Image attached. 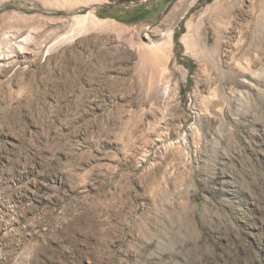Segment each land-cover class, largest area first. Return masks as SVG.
Listing matches in <instances>:
<instances>
[{
	"label": "rangeland",
	"instance_id": "374dc122",
	"mask_svg": "<svg viewBox=\"0 0 264 264\" xmlns=\"http://www.w3.org/2000/svg\"><path fill=\"white\" fill-rule=\"evenodd\" d=\"M0 264H264V0H0Z\"/></svg>",
	"mask_w": 264,
	"mask_h": 264
},
{
	"label": "trees",
	"instance_id": "16d2710c",
	"mask_svg": "<svg viewBox=\"0 0 264 264\" xmlns=\"http://www.w3.org/2000/svg\"><path fill=\"white\" fill-rule=\"evenodd\" d=\"M120 12L114 13V14H103L102 11L100 10L99 14L103 17H109V18L117 19V20L124 22L126 24H136V23H138L144 19L149 18V16H148L149 13L145 7H138L137 9H134V15L121 16Z\"/></svg>",
	"mask_w": 264,
	"mask_h": 264
},
{
	"label": "crops",
	"instance_id": "0c3cea01",
	"mask_svg": "<svg viewBox=\"0 0 264 264\" xmlns=\"http://www.w3.org/2000/svg\"><path fill=\"white\" fill-rule=\"evenodd\" d=\"M139 1H141V0H139ZM109 6V5H108ZM158 6V5H157ZM157 6H155V7H153V5H149V6H147L146 7V9L147 8H149L150 9V11H149V14L151 15H153V14H156L157 12H158V10H157ZM142 21H146V19H144V20H142ZM141 22V21H140Z\"/></svg>",
	"mask_w": 264,
	"mask_h": 264
},
{
	"label": "built area",
	"instance_id": "2783aa9c",
	"mask_svg": "<svg viewBox=\"0 0 264 264\" xmlns=\"http://www.w3.org/2000/svg\"><path fill=\"white\" fill-rule=\"evenodd\" d=\"M143 1H147V0H143Z\"/></svg>",
	"mask_w": 264,
	"mask_h": 264
}]
</instances>
